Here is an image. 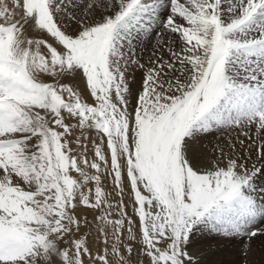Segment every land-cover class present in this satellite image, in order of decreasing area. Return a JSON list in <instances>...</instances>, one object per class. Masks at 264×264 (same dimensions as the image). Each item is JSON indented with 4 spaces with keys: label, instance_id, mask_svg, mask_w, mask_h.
Returning a JSON list of instances; mask_svg holds the SVG:
<instances>
[{
    "label": "snow or ice",
    "instance_id": "1",
    "mask_svg": "<svg viewBox=\"0 0 264 264\" xmlns=\"http://www.w3.org/2000/svg\"><path fill=\"white\" fill-rule=\"evenodd\" d=\"M262 197L264 0H0V264H256Z\"/></svg>",
    "mask_w": 264,
    "mask_h": 264
},
{
    "label": "rangeland",
    "instance_id": "2",
    "mask_svg": "<svg viewBox=\"0 0 264 264\" xmlns=\"http://www.w3.org/2000/svg\"><path fill=\"white\" fill-rule=\"evenodd\" d=\"M164 53H162L159 48L156 46V41L155 39H153L150 43L149 42H143V43H139L138 45H136V58L140 60V62L142 64H144L146 67L149 65L150 61L152 59H154L156 56H159V55H163ZM139 69L138 67L136 66H129V72H128V77H131L132 74L135 73V71ZM141 70V69H139ZM142 72V70H141ZM130 75V76H129ZM79 80H77L75 82V85L77 88H80L82 87L81 84H79ZM75 122V121H73ZM81 133H80V130H76L75 132V135L76 136H79ZM85 136H90L91 137V140H96L97 139V136H96V133L95 131H85L84 133ZM85 143L88 144L89 146V159L92 158V153H91V142L90 141H85ZM74 148H76V145H75V142L73 141V145H72ZM103 185L105 186V190L109 193L112 192V188H113V185H112V180L111 178H105L103 180ZM126 193H127V189H126ZM262 199H264V197H262ZM110 200L113 204L116 203L117 201V198L115 197V195L111 196L110 197ZM124 202L126 205H128L127 207V212L129 214V216H131L134 220L136 219V217L133 215V210H132V206H131V201L129 200V197L127 194H125L124 196ZM88 215V219L89 221H92L93 220V213L89 212L87 213ZM114 218H117V217H114ZM136 231V225L134 224L133 225V232ZM90 236L95 238L97 236V232H96V224L93 223L92 224V231L90 232ZM125 238H127V233H125ZM135 247V245H134ZM241 245L238 243V242H232V243H227V242H224V243H220L218 245V249H217V246L214 244V248L213 250H223L222 252V256L223 258L227 259V260H234L236 259V253L238 250L241 249ZM253 248L258 252H254L256 254V261H257V264H259L260 260H261V257L262 255H264V253L261 252L260 250V244L259 242H255L253 244ZM133 259H135V256L133 257Z\"/></svg>",
    "mask_w": 264,
    "mask_h": 264
},
{
    "label": "bare ground",
    "instance_id": "3",
    "mask_svg": "<svg viewBox=\"0 0 264 264\" xmlns=\"http://www.w3.org/2000/svg\"><path fill=\"white\" fill-rule=\"evenodd\" d=\"M165 58H166V56H165ZM141 74H142V72H141V70H139V69H137L136 71H135V73L134 74H132V76L131 77H128L130 80H132L133 78H135V80L138 82L139 81V79H140V76H141ZM130 76V75H129ZM80 84V83H79ZM82 86V85H81ZM218 136H219V134L217 135V137H208L205 141H204V145H205V147H211V145L209 144V141H212V143H216V140H217V138H218ZM220 249H222V248H220ZM219 249V250H220ZM222 252H223V250H222ZM254 252H257L255 249H254ZM258 253V252H257ZM256 253V254H257ZM256 254L255 253H253L250 257H249V259L251 260V261H255L256 262V264H257V261H256Z\"/></svg>",
    "mask_w": 264,
    "mask_h": 264
}]
</instances>
